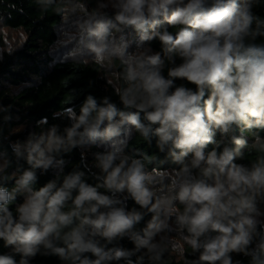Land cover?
<instances>
[{"label": "clouds", "instance_id": "clouds-1", "mask_svg": "<svg viewBox=\"0 0 264 264\" xmlns=\"http://www.w3.org/2000/svg\"><path fill=\"white\" fill-rule=\"evenodd\" d=\"M35 2L71 23L55 29L65 62L95 65L112 93H83L78 112L41 117L12 156L0 152V264H165L185 245L191 264H264L258 0ZM11 19L0 15V62L30 38ZM137 133L156 154L130 146Z\"/></svg>", "mask_w": 264, "mask_h": 264}, {"label": "trees", "instance_id": "trees-1", "mask_svg": "<svg viewBox=\"0 0 264 264\" xmlns=\"http://www.w3.org/2000/svg\"><path fill=\"white\" fill-rule=\"evenodd\" d=\"M254 11L264 18V0H258ZM8 14L12 16L9 23L21 26L30 37L22 50L11 57L6 56L4 61L0 62V105L9 108L8 113H0V152L12 156L10 142L24 140L29 131H40L36 128V122L41 117H47L49 124L58 123L52 119V113L64 107H71L73 103L77 106L78 112L79 105L84 99L83 93L91 92L100 97L111 94L112 90L106 87L105 80L101 78L95 65L53 60L52 51L59 43H55L57 39L55 29L62 26L59 17L51 9L41 11L35 0H0V15ZM153 46L158 47L155 44ZM49 64L53 66L49 67ZM113 99L116 97L113 96ZM4 115H10L12 119L4 121L2 118ZM243 135L252 141V132H245ZM260 135L264 136V132ZM130 146L141 148L149 154L157 153L155 145H149L138 133L130 141ZM100 150L93 147L90 151ZM254 158L255 153L246 150L245 158L240 162L247 164ZM68 159L66 170L77 167L80 163V152L74 150ZM51 177L52 173L47 177H41V183ZM89 182L94 183L90 178ZM125 243L127 247H133L130 242ZM185 249L183 258L166 253L165 264H191L192 250L187 245ZM3 251L5 249L0 246V252ZM233 259L241 261V264H248V259L243 255L233 254ZM32 264L61 262L56 257L37 256Z\"/></svg>", "mask_w": 264, "mask_h": 264}, {"label": "rangeland", "instance_id": "rangeland-1", "mask_svg": "<svg viewBox=\"0 0 264 264\" xmlns=\"http://www.w3.org/2000/svg\"><path fill=\"white\" fill-rule=\"evenodd\" d=\"M62 28H64V29H70L71 28V23L62 25ZM128 39L129 40H132V41H134L136 39L135 34L132 33L130 30H129ZM52 58H53V60L55 62L65 61L67 59L66 53H64V52L61 51L60 44L59 43L54 48V50L52 51Z\"/></svg>", "mask_w": 264, "mask_h": 264}]
</instances>
